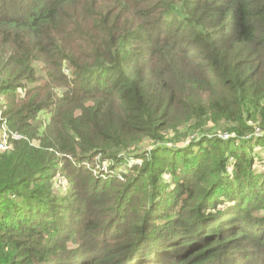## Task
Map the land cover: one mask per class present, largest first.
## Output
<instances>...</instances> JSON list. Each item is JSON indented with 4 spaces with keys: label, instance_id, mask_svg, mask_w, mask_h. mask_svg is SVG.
I'll return each mask as SVG.
<instances>
[{
    "label": "trees",
    "instance_id": "16d2710c",
    "mask_svg": "<svg viewBox=\"0 0 264 264\" xmlns=\"http://www.w3.org/2000/svg\"><path fill=\"white\" fill-rule=\"evenodd\" d=\"M0 99V264H264V0H0Z\"/></svg>",
    "mask_w": 264,
    "mask_h": 264
},
{
    "label": "built area",
    "instance_id": "2783aa9c",
    "mask_svg": "<svg viewBox=\"0 0 264 264\" xmlns=\"http://www.w3.org/2000/svg\"><path fill=\"white\" fill-rule=\"evenodd\" d=\"M1 108H0V121H2V124L0 126V151H7L10 150L12 148V145L9 141V139H20V136L18 135H10L7 130H6V126H5V122L2 120V116H1ZM259 133V130L256 131V134ZM224 138H226V136H224ZM94 174L96 173H102L101 177H106L107 174L110 173V170L108 171V166L107 165H96L94 167L93 170ZM119 178L121 179V176H119Z\"/></svg>",
    "mask_w": 264,
    "mask_h": 264
},
{
    "label": "rangeland",
    "instance_id": "374dc122",
    "mask_svg": "<svg viewBox=\"0 0 264 264\" xmlns=\"http://www.w3.org/2000/svg\"><path fill=\"white\" fill-rule=\"evenodd\" d=\"M0 101H1V99H0ZM221 137H224V135H221ZM145 145H147V144H145ZM177 145H178V146H179V145L182 146V145H184V143H183V144H182V143H179V144H177ZM171 147H173V146H171ZM10 150H11V149H10ZM7 151H9V150H7ZM0 152H4V151H0ZM5 152H6V151H5Z\"/></svg>",
    "mask_w": 264,
    "mask_h": 264
}]
</instances>
